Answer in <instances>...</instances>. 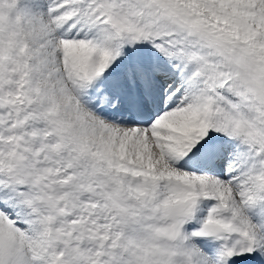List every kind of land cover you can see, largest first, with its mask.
Returning a JSON list of instances; mask_svg holds the SVG:
<instances>
[{"label": "snow or ice", "instance_id": "obj_1", "mask_svg": "<svg viewBox=\"0 0 264 264\" xmlns=\"http://www.w3.org/2000/svg\"><path fill=\"white\" fill-rule=\"evenodd\" d=\"M0 264H264V0H0Z\"/></svg>", "mask_w": 264, "mask_h": 264}]
</instances>
